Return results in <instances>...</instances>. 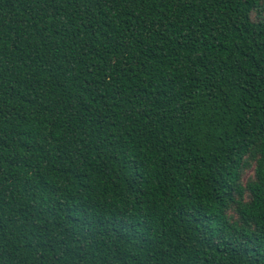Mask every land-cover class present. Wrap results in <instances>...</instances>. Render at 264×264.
<instances>
[{"label": "trees", "instance_id": "trees-1", "mask_svg": "<svg viewBox=\"0 0 264 264\" xmlns=\"http://www.w3.org/2000/svg\"><path fill=\"white\" fill-rule=\"evenodd\" d=\"M0 264H264V0H0Z\"/></svg>", "mask_w": 264, "mask_h": 264}, {"label": "rangeland", "instance_id": "rangeland-1", "mask_svg": "<svg viewBox=\"0 0 264 264\" xmlns=\"http://www.w3.org/2000/svg\"><path fill=\"white\" fill-rule=\"evenodd\" d=\"M252 174H253V171H250V170H249V171H247V173H246L245 176H246V178H247L248 176H250V175H252Z\"/></svg>", "mask_w": 264, "mask_h": 264}]
</instances>
